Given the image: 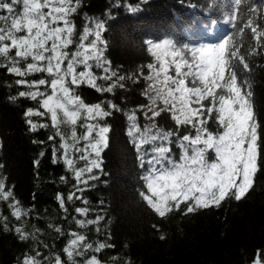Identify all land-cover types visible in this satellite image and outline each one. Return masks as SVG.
Segmentation results:
<instances>
[{
    "label": "snow or ice",
    "instance_id": "snow-or-ice-1",
    "mask_svg": "<svg viewBox=\"0 0 264 264\" xmlns=\"http://www.w3.org/2000/svg\"><path fill=\"white\" fill-rule=\"evenodd\" d=\"M82 6L83 0H0V70L14 77L8 87L17 88L9 100L35 102L36 107L24 111L28 130L51 128L47 139L59 138L52 146V162L62 163L73 183L69 193H57L56 200L64 219L71 218L76 226L69 231L47 223L49 235L65 239L54 250L41 238L44 230L29 221L34 206H23L0 175V202L9 210L6 215L0 209V230L27 245L17 264H132L117 256L102 258L115 246L107 239L90 240L88 232H101L104 217L89 218V201L82 195L99 180L97 171L103 173L102 153L110 132L106 120L123 111L105 94L126 90L129 82L143 83L140 95L146 102L128 110L127 135L144 169L139 196L155 216L167 219L240 202L255 190L264 168L251 62L264 54V7L227 0L221 5L223 23L234 31L198 47L170 39L146 40L151 61L124 72L105 55L104 20L89 19L78 28L74 17ZM81 86L103 98L86 103L78 94ZM137 112L144 116L143 125ZM162 116L170 118L171 127L159 124ZM34 163L38 166L39 160ZM59 182L68 184L69 177L62 175ZM76 200L83 206L75 207L73 215L67 204ZM153 228L160 231L157 225ZM159 239L166 235L161 232ZM252 264H264V252L257 250Z\"/></svg>",
    "mask_w": 264,
    "mask_h": 264
},
{
    "label": "trees",
    "instance_id": "trees-1",
    "mask_svg": "<svg viewBox=\"0 0 264 264\" xmlns=\"http://www.w3.org/2000/svg\"><path fill=\"white\" fill-rule=\"evenodd\" d=\"M226 2L83 0L74 21L79 28L89 19L104 20L106 57L114 68L131 72L152 59L146 51V40L170 39L181 46L198 47L216 43L226 33L234 31L223 23L225 9L221 5ZM248 4L264 7V0H248ZM251 62L256 116L264 140V54L252 58ZM13 79L0 70V163L4 165L0 175L23 206H34L30 223L43 229L41 238L58 250L65 239H56L55 233L49 235L46 225L52 222L66 230H76L71 218L64 219L65 213L56 200L57 193L65 196L69 193L73 181L62 163L52 162V146L59 142V138L47 139L53 130L40 129L35 133L28 130L24 111L36 107V103L22 98L14 103L9 100V96L17 92L16 87H8ZM142 87V82L139 86L129 82L126 90L105 94L123 111L113 112L106 120L110 132L109 146L102 153L103 173L97 171L99 180L93 181L94 187L82 194L89 201V218L104 217L99 225L101 232H88L90 240L107 239L115 246L105 250L102 258L117 256L131 260L132 264H252L257 250L264 252V168L258 173L255 190L240 202L226 201L219 208L188 215L177 213L167 219L155 216L139 196L144 169L139 167L137 151L127 135L128 110L146 102L140 95ZM78 94L89 104L103 98L86 86H81ZM137 116L143 125V114L137 112ZM32 119L50 122L41 117ZM158 122L166 128L173 123L168 116L158 118ZM34 140L44 143H33ZM41 152H44L42 157ZM176 153L178 150L174 155ZM209 156L212 158L214 153L210 152ZM36 160H39L38 166L34 163ZM62 175L69 177L68 184L59 182ZM67 206L74 215V208L83 205L76 200L68 202ZM0 209L9 214L6 204L0 202ZM9 218L16 223L14 218ZM161 232L166 239H159ZM26 248L13 233L0 230V264H17V256ZM43 251L47 253L49 249Z\"/></svg>",
    "mask_w": 264,
    "mask_h": 264
}]
</instances>
